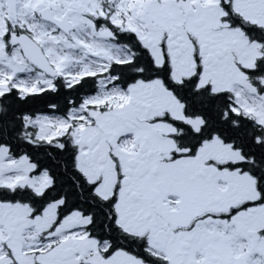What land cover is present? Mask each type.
<instances>
[{
	"label": "snow or ice",
	"instance_id": "obj_1",
	"mask_svg": "<svg viewBox=\"0 0 264 264\" xmlns=\"http://www.w3.org/2000/svg\"><path fill=\"white\" fill-rule=\"evenodd\" d=\"M0 264H264V0H0Z\"/></svg>",
	"mask_w": 264,
	"mask_h": 264
}]
</instances>
